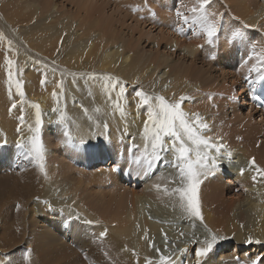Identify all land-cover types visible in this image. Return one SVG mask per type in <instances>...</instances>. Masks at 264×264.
<instances>
[{
    "label": "bare ground",
    "instance_id": "1",
    "mask_svg": "<svg viewBox=\"0 0 264 264\" xmlns=\"http://www.w3.org/2000/svg\"><path fill=\"white\" fill-rule=\"evenodd\" d=\"M97 1L85 0L84 4L90 3L92 5L94 3L96 4ZM139 2L143 4L142 1ZM229 2L235 5L234 8H238L239 13L237 15L242 23L248 26H254V28L257 22L264 24V0H260V3L254 0H229ZM53 3V6L56 7L53 0L49 2L48 6H45L46 0L31 2L21 9H12L10 4L0 6V16L3 19V23L5 22L8 27L20 30L18 31L19 37L14 35L15 40L9 35L6 26L0 24V35L4 37L0 41V136L4 138L8 146L14 143L17 144L18 141H23L30 137L32 133L29 131V125L34 126L35 124V109L29 105L38 103L42 113L41 127L44 129L48 128L49 123L54 126L57 125L56 127H59V129H64L65 124H67L72 130L76 141L79 142L83 138L87 144L94 141L95 138L100 141L102 140V135L104 134L103 123H106L110 126L111 137L109 139H113L114 137L115 140L111 143L116 144V146L118 144L121 145L120 141L123 137V140L125 138L124 141L135 144L137 146V158L135 159L137 160L139 155H145V141L142 136V130L143 121L147 118L146 109L140 108L137 111V101H131L133 104L131 103V106H129L130 102L124 99L120 101L125 109V113L122 116L115 107L117 92H111L113 99L110 100L108 92L103 87L105 83L103 78L118 76L123 80L122 83L127 80V84L133 85L138 83L143 88H152L156 92L155 94L145 93L150 96H158L159 94L160 96H164L168 101L174 102L181 95H187L189 97L197 95L198 86L189 83V79L193 75L189 73V69L180 75L175 74L174 71H172L174 76L168 73L166 68L170 66L169 59L163 55L153 54L152 56L151 54L149 56L150 58H148L145 55H141V52H137V48L131 51L127 50L123 40L115 41L111 33L102 27L97 28L95 26V24H99L97 19H92L94 30L87 36L83 32V24L87 22V19L85 18V11L82 10V8H86V5H82V8L75 15L70 14L66 15V17H61L60 15L59 17V15L54 14L53 17L46 18L47 16L45 17V14L47 9L48 7L51 8ZM134 3H137V1ZM183 4H185V0ZM194 4H196V0H190V2L188 1L186 3L188 13ZM36 8L43 10L34 12ZM158 13L159 15L153 19L154 24L160 25L158 26L159 28L162 25H168L170 23L168 20L171 17L168 14H172V12L162 10V12L158 11ZM72 23L79 30H73L70 26ZM106 24L111 26L109 22H106ZM168 33L166 34V40H164L167 42V49L171 51L178 49L185 56L190 57V59L195 56L196 49L199 46L198 44L188 45L182 43ZM9 41H11L13 52L16 53L15 56L8 53ZM158 45L160 44L158 43ZM24 46L35 54V60L31 61V56L28 57ZM57 49H59V52H57ZM5 54H9V58L17 60L16 69L18 71V78L23 80L22 88L25 92V103L22 105L25 116L23 125L18 119L21 115L19 111L21 104L19 102L20 97L15 94L16 90L14 85L11 88V98L9 96L7 66L4 63ZM37 60L41 61V63H36L35 61ZM260 60H256L251 65H246L240 70L238 68L237 70L235 69L237 77L250 75L251 71L254 72L255 65ZM51 61L58 64H52ZM93 70H98L99 73L95 74ZM61 72L65 74L64 80H61L62 78L60 79L62 76ZM80 72L83 74L82 77L78 75ZM45 73L47 83L46 86H41L40 80L44 78ZM112 78L115 79L114 77ZM171 78L173 79L171 80ZM257 78L258 76L253 81L257 80ZM57 83H62L63 90L62 95L54 98L52 95L53 91H60V89L56 88ZM167 83L169 84L167 85ZM74 93H77L76 97H79V94L83 96L75 104L72 103ZM194 99L196 100L197 97ZM187 102L190 101L184 103L183 110L188 113H199L209 125L210 130L206 131L205 135L211 137L214 141L219 140L220 143L225 145V148L220 153H216L214 150L210 151V159L213 157L216 159L217 167L214 174L203 179L198 190V199L203 225L218 234L221 238H228L229 241L217 244L218 247L222 246L224 248V252H221L222 254L219 258L220 262L215 261L213 259L214 257H211L205 263L237 264L235 257L241 251L246 250L240 258V262L241 264H250L252 255H249L250 250L248 251L247 249L254 246V249L260 251L264 247V177H261L256 171L257 168L264 169V152L260 150L259 145H253L254 142H257L256 135L250 136L246 132L249 130L252 131L254 128L260 129V123H254L251 119L249 121L236 117L230 123L225 124L221 119H217L216 117L218 114L216 113L217 105H215L214 110H211L207 102H199L194 107H191ZM12 103H17V108L12 109L10 112L9 109ZM76 107H79V109H76ZM53 108H58L59 111L53 112ZM46 111L50 115H46ZM61 115L67 117L65 122H61ZM18 129L22 130L18 131ZM125 130H127V134H125ZM237 135L242 137L239 140H243L245 144H235L233 147L231 145L226 146V139H232V137ZM117 139L120 141H116ZM12 140H14L13 143L9 142ZM44 149L45 156L52 154L47 148L44 147ZM112 152L97 154L91 160H99L102 163L107 161L115 163V152ZM226 152L230 153V156L226 155ZM128 153L129 150L126 149L125 154ZM6 154L7 156L2 158L4 162L9 161L8 158L11 157V151L9 150ZM31 158L35 160L34 157ZM252 160L255 161V166L250 165L249 162ZM56 163L58 162L56 161ZM54 164L52 166L45 165L51 172L46 168L47 172L44 173V176L41 175L40 170H34L31 176L23 178L22 180L27 185V190H31L33 181L37 177L39 179H36V182L39 183V187L43 188L44 191L53 193L55 191L53 186L59 181L57 176L60 175L64 179L66 175L64 173L66 169L62 168L63 170L59 174L60 172L57 171ZM143 169L141 166L129 168L132 171L131 178L129 179H133V188L129 191V196H121L119 201L120 205L118 206L119 208L121 207V213L113 214L109 219L105 217L107 226L105 223L96 224L93 219L94 216L90 212V215L86 213L78 205L79 203L76 200H70L67 203L68 205L65 206L55 205L50 201H40L39 199L37 208L41 213L46 210L53 211V215L61 212L66 217L81 219L86 224L91 222L89 225L90 230L97 233L99 238H101L100 241L95 242L98 244L96 245L97 248L99 247L101 250H105V253L108 252L109 254L107 253V256L112 258L111 260H113L114 264H147L149 260L152 261V264H159V256L168 253H161L163 248L159 252H156L149 247L150 243L161 236H171L170 232L174 229L171 230L170 224L168 223V226L165 223L168 220L164 222L165 219L180 217L182 216L180 215L181 213H187L179 209L176 199L164 195L162 190L157 191L155 187V185H160L161 189L171 187L168 185H171L170 177L173 174V170L157 166L155 170L157 169V172L162 171L159 174V178L150 179L151 181L149 180L148 182L147 174H145V170ZM65 172L69 173L68 170ZM107 172L110 174L113 173V170L106 171L105 169L104 172H100L98 175H105ZM253 176L257 177L255 181L253 180ZM104 177L106 176H103L102 179ZM16 183L18 184L19 182L16 180ZM137 183H141L142 186V190H139V192L135 189ZM237 187L239 188L238 191H240L238 193L236 192ZM231 193H236L233 196L236 199H233V210L229 211L228 205L223 200V195ZM44 196L47 197L50 195L44 194ZM70 202L75 205H71ZM151 202L157 203L162 208V211H159L160 215H158L162 218L158 219L157 217V221H151L142 216L141 210L144 206L152 204ZM78 206L79 210L77 209ZM118 207L115 209H119ZM74 208L77 210H74ZM82 210L86 219L80 216V214L76 215V211L81 212ZM182 228L179 229V233L185 232ZM200 232V234H203V231ZM101 233H106V235L101 237ZM205 235L209 237L208 234ZM205 235L203 239L200 237V240L204 242L195 241V243H192L185 242L184 240L180 245L182 247L180 250H176L169 245L168 247L170 248L166 250H170L173 253L167 255L170 258V264H182V262L185 264L197 263V250L206 247L205 241H209ZM250 237L254 241L259 240L260 243H247ZM56 241L58 240L56 239ZM230 243L235 244V248L232 251L228 248ZM59 246L64 249L65 245ZM191 246L195 247L194 256L188 251ZM41 249L40 246L37 247L39 258L43 256ZM225 252L228 255L223 257ZM234 253H236V256ZM101 255L100 257H102ZM207 256L201 257L203 262ZM103 257L102 261L105 260L104 263L107 262V259H105L107 257ZM45 264H49V262H45Z\"/></svg>",
    "mask_w": 264,
    "mask_h": 264
},
{
    "label": "rangeland",
    "instance_id": "2",
    "mask_svg": "<svg viewBox=\"0 0 264 264\" xmlns=\"http://www.w3.org/2000/svg\"><path fill=\"white\" fill-rule=\"evenodd\" d=\"M35 1L41 2L43 0H0V6L10 4L12 9H21ZM50 1L51 0H46L45 6H48ZM53 1L55 2L56 7L53 6L54 3L52 4V7L54 8L51 7V9L48 7L45 14V17L47 16L46 18H51L54 14L59 15V17L60 15L61 17H66V15L70 14L75 15L78 10L82 8V5H86V8H82V10L85 11V18L87 19V22L83 24V32L87 36L94 30L92 19H97L99 24H95V26L97 28L102 27L104 30L111 33L115 41L123 40L127 50L131 51L137 48V52H141V55H145L148 58H150L149 56L151 54L152 56L153 54H159V56L163 55L164 57H168L170 63V66L166 68L168 73L172 74V71H174L175 74L180 75L189 69V73L193 75L189 79V83L198 86V93L197 95L195 94L196 96H191L190 102L187 103L191 107H194L199 102H207L209 103L211 110H214L215 105H217L216 113L218 114L216 117L217 119H221L225 124L230 123L236 119V117L249 121L251 119L254 123L259 122L260 129L254 128L252 131L249 130L246 133L250 136L256 135L257 142H254L253 145H259L261 148L260 150L264 152V118L260 113L256 112V110L248 105L243 87V82L254 80V78L258 76L257 73L264 72L263 23L257 22L255 28L254 26H248L240 21L237 15L239 13L238 8H234L235 5L230 3L229 0H213L210 10L216 13L219 17H222V28L219 30V37L216 44L209 45L206 42V38L202 35L194 34L197 31L194 26L183 24L181 18L176 14L178 11L187 14L186 3L188 1L190 2V0H185V4H183L184 0H98L96 4L94 3L92 5L90 3L84 4L85 0ZM136 1L137 3H134ZM139 1H142L143 4H140ZM254 1L260 3V0ZM134 9L136 10L134 11ZM39 10L43 9L36 8L34 12H38ZM162 10L172 12V14H168L172 18L170 17L168 20L167 17V20L170 21V23L168 25H162L161 28H159L158 26L160 25H155L153 19L159 15L158 11L162 12ZM106 22H109L111 26H108ZM0 24L6 26L9 35L13 39H15L14 35L19 37L18 31L20 30L8 27L5 22L3 23L1 16ZM70 26L75 31L79 30L75 27L76 25H73V23ZM177 27H182L183 32L177 33ZM237 30L243 33V38H238L230 43L229 40L231 39V34ZM167 33L182 43L188 45L198 44L199 46L196 49L195 56L190 59V57L185 56L178 49H174V51L167 49V42L164 41L166 40ZM158 43L160 45H158ZM24 49L26 50L28 57L31 56V61L36 59V57H34L35 54L30 52L27 47ZM240 52H242L244 56L252 54V58H250L244 66L251 65L252 62L261 59L257 62V65H255L254 72L251 71L250 75L245 77H243V75L237 77L235 71L237 68L240 70L244 67H238V64L240 63L238 54ZM51 63L55 65L58 64L52 61ZM93 71L95 74L99 73L98 70ZM78 75L81 77L83 76L81 72L78 73ZM172 75L174 76V74ZM64 76L65 74L62 73L60 79L62 78L61 80H64ZM112 77L119 79L121 82L123 81L118 76ZM172 79L173 78H171V80ZM127 83V80L123 82L124 86H126L125 97L126 100L130 102L129 106H131V103L133 104L131 101H137V98H135V92L138 90L150 94L156 93L152 88H143L138 83L133 85ZM168 84L169 83H167V85ZM76 95L77 93H74L72 98L73 104L83 97L80 94L79 97H76ZM210 96L212 97L211 100H209ZM196 97L197 99L195 100L194 98ZM76 109H79V107H76ZM45 114L50 115L48 111H46ZM104 124L105 123H103V125ZM107 125L108 129L106 131L104 129L103 134L105 137L102 135L101 141L95 138L94 141L87 144L85 143L84 149L82 150H77L70 145L62 143L61 141L64 139V129H59V127H56L57 125L54 126L49 123L48 128L44 129L41 127L43 128L40 130L41 142L43 146L52 153L44 157L43 164L45 169L41 172V175L44 176V173H46L47 170L51 172L46 166H52L54 163L57 171L60 172L59 174H61L63 170L62 168L66 169L65 171L68 170L70 173L64 171L66 174H64L65 176L63 175L64 179H62L60 175L57 176L59 181L54 184L53 188H55V191L53 193H49L46 190L44 191L43 188H40L39 183L36 182V179H39L37 177L33 181L31 190H27V185L24 184L22 179L31 176L34 170H40L39 164L31 157L26 158L23 150L18 149L15 143L8 146L5 143L4 138L0 136V259L7 256L11 261V264H45V262H49V264H114L113 260H111L112 258L107 256V251V253H105V250H101L99 247L97 248L96 245L98 244L95 242L100 241L101 238H99L97 233L90 230V223L86 224V222H83L81 219L66 217L61 212L56 215H53V211L47 210L41 213L37 208V205H39V199L40 201L45 200L46 202L50 201L55 205L65 206L68 205L67 203L70 200H76L79 203L78 205H80L86 213L89 214L90 212V214L94 216V218H92L98 225L100 223L106 224L105 217L109 219L113 214L121 213V207H118L120 205L119 201L121 196H129V191L133 188V179H129L131 178L132 171L129 170V168L140 166L141 168H144L143 163L138 164L135 162L139 160V158L142 160L143 156L139 155L136 160L137 146L131 142L124 141L125 138L123 140V137L121 141L119 139L116 140L120 141L122 146L118 144L120 146L117 145V147L116 144L111 143L115 140L114 137L113 139H109V137H111V132L109 124ZM240 137V135H237L232 137V139L227 138L228 140L226 139L225 141L226 146L231 145L233 147L235 144L244 145L245 142L243 140L240 141ZM9 142L13 143L14 140ZM76 142L79 143L78 141ZM126 149L129 150L128 154H125ZM9 150L11 151V157L8 158L9 161L4 162L2 158L7 156L6 153H8ZM112 151L115 152V163H112L111 161L102 163L99 160H91L97 154ZM56 161L58 163H56ZM117 167L120 168V170L128 168L129 176L127 179L124 180L122 178L121 172H116L115 168ZM156 167L157 166H154V169L148 172V182L150 179L153 180L159 178V174H161L160 172L162 171L157 172V169L155 170ZM105 169L106 171L113 170V173L108 174L109 172H107L105 175H98V173L104 172ZM103 176L108 177L102 179ZM16 180L19 182L18 184L16 183ZM136 185L137 187H135V189L138 190V192L139 190L141 191V183H137ZM236 190L237 193L240 192L238 191V187ZM44 194H49L50 196L45 197ZM235 195L236 193L223 195V200L226 202L224 203L228 205L229 211L234 208L233 201L236 198L233 196ZM70 204L73 206L75 205L71 202ZM17 205H19V209H17ZM116 206L119 209H115L117 208ZM77 209L79 210V206ZM77 209L74 208V210ZM224 209H226V207H224ZM160 210L162 211V208L154 202L144 206L141 212L142 216L146 219L157 221L159 218H162L158 216L160 215ZM237 213L239 214V212ZM77 214H80V216L85 218L83 210L81 212L76 211V215ZM180 215L182 216L168 219L164 218V222L168 220V222L165 223L170 224L171 230L174 229L170 232L172 237H167V243H165L166 236H161L159 237L160 239H154V243L152 241V243H150L154 245V247L151 248L156 252L157 249L161 250L163 248L161 253H168L165 254V256H167L173 254L170 250H166L167 248H170L168 247L169 245L176 250H180L182 248L180 245L184 240L185 242L192 243H195V241L204 242L200 239H203L205 234H208L209 236L207 237L205 235L207 240H211V236L215 235L218 241L215 242L212 251L208 254L207 258H205L206 260L203 262V259H201V264H207L205 262L211 257H214L213 259L215 261L220 262L219 258L222 254L221 252H224V248L222 246L218 247L217 244H222L229 241V239L221 238L218 234L205 227L203 222L195 219V217H189L187 214L182 213ZM107 225L108 224H106V226ZM180 228L185 231L183 235H181V232H178ZM200 231H203V234H200ZM56 239L60 242L56 241ZM76 240H78V242H76ZM58 244L65 245L64 249ZM38 246H40L43 251V256L41 258H39L37 253ZM194 248L195 247L191 246L188 250L192 256H194ZM228 248L232 251V249L235 248V244L230 243ZM29 250L30 259L29 262H25L23 256L24 253ZM247 250H250L249 255H252L251 258L253 259L257 256L264 257V247H262L260 251L254 249V246L249 247ZM245 252L246 250L241 251V254L238 253V256L234 253L237 264H241L240 258ZM100 255L102 257L106 256L107 258L105 259H107L108 263H104L105 260L102 261L104 257L102 258ZM224 255L223 257H226L228 253L225 252ZM182 264L185 263L182 262Z\"/></svg>",
    "mask_w": 264,
    "mask_h": 264
},
{
    "label": "snow or ice",
    "instance_id": "3",
    "mask_svg": "<svg viewBox=\"0 0 264 264\" xmlns=\"http://www.w3.org/2000/svg\"><path fill=\"white\" fill-rule=\"evenodd\" d=\"M212 2L213 0H196V4L189 10V13L185 14L179 11L176 13L181 18L183 24L194 26L197 30L194 34L202 35L206 38V42L209 45L216 44L219 30L222 28V17H219L210 10ZM176 31L177 33H182L183 28L177 27ZM238 38H243V33L239 30L231 34L229 42L231 43ZM3 39L4 37L0 35V41ZM8 43V53L15 56L16 53L12 50L11 41ZM57 52H59V49H57ZM9 54H5L4 56V63L7 66L9 96L11 98V88L14 85L15 94L20 97L19 102L21 104L19 109L21 115L18 119L23 125L25 122L24 108L22 106L25 103V92L22 88L23 80L18 78V71L16 69L17 60L9 58ZM35 62L41 63L39 60ZM103 79L105 81L103 87L108 92L110 100L113 99L111 92H117L115 107L123 116L125 109L120 101L126 99L124 84L119 79H113L112 77H104ZM260 82H264V72L259 73L258 79L252 81L253 84ZM46 83L47 76L45 73L44 78L40 80V84L41 86H46ZM56 88L60 89V91H53L52 95L54 98L62 95V83H57ZM135 98H137V111L140 108H145L147 117L143 121L142 130V136L145 141V155L142 157V160L135 162L138 164L143 163L145 174L153 170L154 166L172 169L173 174L170 177V184L172 186L161 189L160 185H155L157 191L162 190L164 195L176 199L178 207L182 212L187 213L189 217H195L203 222L198 190L203 179L214 174L217 167L216 159L214 157L210 159V151L214 150L216 153H220L225 148V145L220 143L219 140L214 141L211 137L205 135V132L210 130L209 125L199 113H188L183 110L184 103L190 101L191 97L181 95L174 102H171L164 96H150L142 90H138L135 92ZM211 99L212 97L210 96L209 100ZM29 106L35 109V124L34 126L29 125V131L32 135L23 141H18L16 147L23 150L26 158L34 157L39 164L41 172H43L45 149L40 139L42 113L38 103H32ZM16 108L17 103H12L9 111L11 112L12 109ZM52 111L57 112L59 109L53 108ZM60 120L61 122H65L67 117L61 115ZM103 127L105 131L108 129L106 123ZM21 130L18 129V131ZM125 134H127V130H125ZM63 137L62 143L70 145L77 150L84 149L86 141L81 138L79 143H77L72 130L67 124H65ZM225 154L230 156V153L226 152ZM169 157L171 158L169 159ZM249 163L255 166L254 160ZM256 171L261 177H264V169L257 168ZM256 179L257 177L253 176V180L255 181ZM17 209H19V205H17ZM105 235L106 233H101V237ZM216 241L217 237L212 235L211 240L205 241L206 247L197 250V264H201V257L207 256L212 251ZM165 243H167V237H165ZM247 243H260V241H254L250 237ZM149 247H154V245L150 244ZM157 252H159V249H157ZM23 259L25 262H29L30 250L24 253ZM0 264H11V261L5 256L0 259ZM147 264H152V261L149 260ZM159 264H170V258L160 255ZM250 264H264V257L257 256L254 259L250 258Z\"/></svg>",
    "mask_w": 264,
    "mask_h": 264
}]
</instances>
